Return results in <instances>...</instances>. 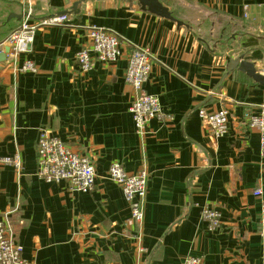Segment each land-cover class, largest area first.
Listing matches in <instances>:
<instances>
[{
  "label": "crops",
  "instance_id": "obj_1",
  "mask_svg": "<svg viewBox=\"0 0 264 264\" xmlns=\"http://www.w3.org/2000/svg\"><path fill=\"white\" fill-rule=\"evenodd\" d=\"M33 19L45 22L73 11L78 0H30ZM188 27L142 11L135 2L88 0L62 25L37 30L30 52L0 62V220L9 215L29 264H264L259 234L264 200L260 131L250 117L264 105V86L237 71L231 60L252 63L264 76V0H159ZM27 0H0V43L20 22ZM201 9L224 16L231 30L215 44L198 34ZM184 13V14H183ZM92 27L122 39L116 63L94 61L83 73L76 55ZM150 52L145 91L159 98L160 119L135 132L130 106L137 96L125 81L129 55ZM32 61L37 73L22 72ZM229 109V133L215 139L199 116ZM92 158L96 184L73 192L66 182L37 176L39 131ZM18 155L22 170L2 162ZM113 163L149 174L141 223L131 220L123 191L108 179ZM263 190L262 199L254 192ZM220 212L210 230L204 206Z\"/></svg>",
  "mask_w": 264,
  "mask_h": 264
},
{
  "label": "built area",
  "instance_id": "obj_2",
  "mask_svg": "<svg viewBox=\"0 0 264 264\" xmlns=\"http://www.w3.org/2000/svg\"><path fill=\"white\" fill-rule=\"evenodd\" d=\"M30 0L23 3V14L32 15ZM66 17H55L45 22H31L24 18L12 30L7 39L0 43V53L10 48L7 57H17L30 52L35 34L43 25H62ZM122 39L114 31L106 28L92 27L89 31V45L81 49L76 60L80 70L88 73L93 69L94 61L101 63H116L121 57ZM153 59L146 49H135L129 55L125 81L137 93L130 106V114L134 122L135 132L145 134L148 124L153 119H160L161 106L159 98L147 94L145 86L152 71ZM22 72L37 73L32 61H27L21 68ZM229 109L209 113L205 109L199 111L202 123L209 128L215 139H221L229 133ZM250 125L260 131L261 155L264 156V105L259 106L250 117ZM38 168L36 176L46 183L59 184L66 182L73 192L90 193L96 184V168L92 158L74 152L59 138L52 136L47 130L39 131L37 142ZM2 162L22 170V161L18 155L6 157ZM108 179L120 186L127 203L130 205L131 220L141 223L144 217L143 203L147 196L149 174L146 170L129 174L120 163H113L108 170ZM257 198L262 199L263 190L254 192ZM259 220V234L264 240V200L261 201ZM201 218L210 230H217L221 225L220 212L213 205H206L201 212ZM23 247L16 241L15 228L9 215L0 220V264H29L23 257ZM183 264H204L203 259L187 257Z\"/></svg>",
  "mask_w": 264,
  "mask_h": 264
},
{
  "label": "water",
  "instance_id": "obj_3",
  "mask_svg": "<svg viewBox=\"0 0 264 264\" xmlns=\"http://www.w3.org/2000/svg\"><path fill=\"white\" fill-rule=\"evenodd\" d=\"M86 1L88 0H78V2L74 5L73 11L61 12L59 13L57 17H66L70 15L71 13H74V14L78 13L79 5ZM125 1L135 2L141 7L142 11L148 12L161 19L174 22L177 24L179 28L188 27V25L185 22L175 18L173 14L171 13V11L166 6H164L159 0H125ZM14 18L22 20L24 18L33 19L34 17L33 15H29L27 13L22 14V15L12 14L9 17V20L14 19ZM9 53H10V48L6 47L5 53H0V62H4L7 58V54ZM235 71L246 75L248 78L252 79L255 83L264 86V76L257 72L255 66L252 63L242 60V59L231 60L228 64L227 73H226L225 78H227L231 73Z\"/></svg>",
  "mask_w": 264,
  "mask_h": 264
},
{
  "label": "rangeland",
  "instance_id": "obj_4",
  "mask_svg": "<svg viewBox=\"0 0 264 264\" xmlns=\"http://www.w3.org/2000/svg\"><path fill=\"white\" fill-rule=\"evenodd\" d=\"M191 13H195V21L205 22V27L198 32V34L202 37H205L210 44H215L222 35L223 29L225 30L222 38L227 39V43L229 44V39L231 30L235 28V25H230V21L226 19L222 15H218L215 13L205 12L201 9L196 8H188ZM184 14V13H183Z\"/></svg>",
  "mask_w": 264,
  "mask_h": 264
}]
</instances>
